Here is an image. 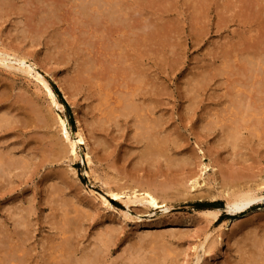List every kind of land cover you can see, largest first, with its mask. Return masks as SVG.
I'll return each mask as SVG.
<instances>
[{"label":"rangeland","instance_id":"obj_1","mask_svg":"<svg viewBox=\"0 0 264 264\" xmlns=\"http://www.w3.org/2000/svg\"><path fill=\"white\" fill-rule=\"evenodd\" d=\"M4 1L1 0L0 4H2V2H4V3L7 2L10 4L12 3L11 5H13V6L15 5L13 7L15 10L12 8L13 14L11 13V9H10V11H7V13L0 16L1 17L0 18L1 19L0 20V49H2V50L3 49L4 50L9 49L12 52H15L21 56L24 55L25 59L27 58L25 60V61H27L25 64H28L30 62L34 63L35 70L40 72L42 75H44V77L46 78V80L50 84L53 92L55 93L57 100L60 103H62L63 110L60 111L59 113L67 120V123H68V126H69L71 132H75V130H76V121H79L82 124V127L85 130L86 137L88 139L87 142H88L89 150H88V148L86 149L85 146L81 145L80 148L78 149V157L75 160H73L71 163H69L67 161V159H64L63 161H61V160L58 161L57 155L55 154V151L53 149L54 147L51 146L50 141H49V139H51L52 137L53 138L57 137L58 134L55 131L57 129H56L55 125H53L52 120H49L53 113H52L51 108L49 109L47 98L44 95V93L41 90H39L38 86L35 85V81L32 78H29L28 76L23 75V73L21 71L15 70L17 63L13 60V56H8L7 61H9L13 65V67L12 68L10 67V69H9V67H7L6 65H3L6 67H3V66L1 67V65H0V94H1L0 95L1 96L0 97L1 98L0 99V109H1L0 114L5 113V115H7L8 114L7 111L6 112H2V111L8 109L9 107H12V110L14 112L16 111V109L18 107L19 108L25 107V111L29 112L31 110V113L27 112L26 115H23V112H22L23 109H19V108L17 109V111L15 112V114H16L15 117L12 118L14 120H12V119L9 120L10 125H7L11 129L5 127V128L0 130V134H1V136H0V143H1L0 148L3 149V151H5V150L8 151V153L11 156H13L15 160L21 159V157H22L26 160H29L28 161L29 163L27 164V162H26L27 169L25 168V170H27V172H26L25 177L22 174H20V176L15 175L16 173L21 171V169L19 171L16 170V171H13L11 181L8 183V185L4 182H3V184L2 183L0 184V192H1V195H0V212H2V213H0V230H1L0 231V238H1L2 234L5 233V231H6V233L8 232V236H9V234L13 235V233L10 230H12L13 226L11 224H12L14 218H12L13 216H11L10 212L17 210L15 208L19 207L18 208L19 210L22 209L24 212L26 211L25 213L23 211H21V214H23V215L25 214V217H28V219L33 224L31 226L32 231L30 229V231H31L30 237L31 238L28 240V242H26L27 245L25 244V247L27 249L32 250L29 261H27V263L29 262L28 264H35V262L37 264H44L46 262L45 261L46 259H47V261H49V259H48V258H50L49 255L53 254V250L56 247H57L56 249H59L60 247L63 246V250L66 249V247L64 245H67V244H64L62 242L66 243L68 241H69L70 245L68 244L67 247L71 246V249L76 250L77 253L74 254V258L75 257L77 258L79 256L78 258H80L79 259L80 261L83 260L84 257H86V259H84L85 261L91 260L89 254H92V252H94L93 250H95V248L99 247L98 249L102 248L100 250L102 252H100L98 250V252L101 254L98 253L99 255L98 256L96 255L94 258L98 257L100 260L98 259V263H95V264H100V262H101V264H103V263L105 264L106 262H104V260L107 261V264H126V263L127 264H131V263L133 264V262L137 261V259H135L136 254H134L135 252H133V251H136V249L138 248V246H139L138 242L139 241H143V240L146 241V234H149L150 232H151L150 234H152V236L153 235L156 236V235H160V234L162 236H164L162 239H164L165 246L170 245L171 247H173V246L175 247L176 252H177L176 261L172 263L168 260V262H166V264H168V263H170V264H174V263L175 264H221V263L222 264H229V263L230 264H232V263L237 264L235 259H237V261H238L239 258L235 255H238L236 252V249H237L238 244H239L238 241L241 244V242L245 239L244 238L246 236L245 233H247L246 230L249 229L248 231H251V233H253V235H256L258 237L260 235L262 236V234L264 233L263 232L264 231L263 230L264 229V222H263L264 221V219H263L264 218V196H263V198H261V200L259 202H256L255 204H253L251 208H248L245 211H242L241 213L232 214V213H229L225 209L226 208V203H225L226 196L225 195H224V198L222 195L216 196L217 198H215L216 202L214 204H211L209 202V201H211V199L207 198V195L208 194L217 195L222 190L224 192L227 191L226 189H223L224 185H222L223 183H222L221 179L223 178V176L226 177L228 174L226 176H225V174L228 172H232V171L235 172V170L245 171L246 173L243 172L242 174L244 176L246 175L245 177L251 176L250 178L252 180L254 178L257 179V176H258V181H259V178H260V180H263V178H264L263 177V175H264V154H263L264 153V124H262L264 122L261 123L262 129H261L260 123L258 124V123H255L254 121L251 122L252 126H250V120H248L249 117L247 118L246 116H245V118H246V120H248L247 124H249V125H246V121H244V120H240L241 123L240 122L237 123V120L239 121L240 116H242L241 114L238 113L239 111H237V109L235 108L236 100H238L237 93H239V90H237V89L240 88V86H239V84H237L239 87L234 84V82L240 83L239 82L240 80L238 81L237 78H239V71H240V68H242V66H240V64L242 65V63L244 62L243 58L245 57L249 60V58L251 59L252 57H256V56H254V53L251 52L250 48L253 47V50H254V47L256 46L255 50L256 49L260 50V48L263 47L260 51H256L257 54H259V53L261 54L262 53L261 51L264 50V39H262V38H264V34H262V33H264V31H262L264 28V24H263L264 23V20H263L264 19V8H263L264 7V3H263L264 1H262V0H247V1L245 0L244 1L243 0V2H242V0H164L162 3L161 2L162 0L161 1L160 0H153V1L152 0H145L146 2H144V1L142 2V0H127V1L126 0H119V1L117 0L118 2L116 1V3L115 2L113 3V1H115V0H110L111 3H113L115 7L120 6L117 9L121 8L119 11L118 10L115 11V13L119 12V14L115 15V13H114L112 15V18H115V16L116 17L119 16V18H122V19H120V22L117 21V19L119 20L118 17L115 18L116 21L114 19H112V21L114 20V22L111 26V29L113 28L115 30L120 27V29H119L120 31H118V30L115 31L112 29L110 31V33L114 32L115 35L113 33L110 34L108 31V26H107V29H106V26L105 27L103 26V25L107 24L103 20L102 22L105 24H103L101 22V25H99L102 28H100V27L96 28L95 27L96 29H98V28H99V30L101 29V31L97 30L99 32H97V34H96L99 38L100 37L101 38L97 40V39H95L97 37L96 36V37H93V39L91 40L92 45L90 48H91L92 52H90L89 47L84 44V42L86 41V39H84V37L87 38L89 36L85 34V35H83L84 37H82V35H81L82 31H84L85 28L88 29L90 26H89V24H86V22H84V23L82 22L83 23L82 25L84 27L80 26L81 22L79 20L81 19V17L76 15V13H73V12H75V10H74V8H75L74 2L75 1L74 0H71L73 2L72 3L73 5H71V2H69L70 0H58L57 1L58 6L59 7L61 6V8L56 7V10H55V12H56L55 14H57V12H59L57 14V16L54 15L55 18H58V21H57V19L54 20L55 19L54 17L50 18V20H52L53 22L42 27V28H47V29H41L40 26L37 29L36 26H34L35 24L33 25V23H32L35 21V19L38 18V17H36L38 11L43 10L40 7L39 2L37 3L36 0H35V2L33 0H26V1L25 0H14V1L13 0H4ZM155 1H156V3H154ZM123 2H124V4H122ZM148 2H150L151 5ZM59 3H60V5H59ZM68 3H69L70 7L67 5ZM241 3H242V5H241ZM250 3L253 6H249V5H251ZM43 4H46V3L43 2L41 4V6ZM127 4H129V5H127ZM256 4H258V6H256ZM260 4H261V6H260ZM22 5H23V7H22ZM31 5H32V7H31ZM122 5L125 6L126 8L125 7L123 8ZM158 5H160L161 9H158L159 8ZM16 7H17V10L21 11V12L17 11L18 14L16 12ZM25 7H26V9H25ZM62 7H66V8L62 9ZM148 7H151V8H148ZM30 8H31V10H30ZM67 8H69L68 11H67ZM70 8L73 10H71ZM22 9H24V10H22ZM57 9H59V10H57ZM113 9H114V7H113ZM70 10L72 11V14H71ZM31 11H33V12H31ZM120 11L124 14L123 16L127 17V18L123 19V16L120 15V14H122ZM254 11H257L258 13L257 12L254 13ZM27 12H30V13H27ZM242 12H243V14L245 13V15H249L248 19L251 18L252 16L253 17L251 19L247 20V17L244 15L246 22H245V20L242 21L244 19L243 15L241 16ZM126 13H127V15H126ZM248 13H251V14H248ZM260 13H262L263 15H259ZM28 14H30V15H28ZM133 15H135V16L137 15L138 17L137 16L135 17ZM75 16L78 20L75 18ZM129 18H131V19H129ZM255 18H257V19H255ZM31 19L32 20L34 19V20L31 21ZM141 20H142V23H140ZM262 20H263V22H262ZM27 21H30L29 23L32 24V25L29 24L30 26L27 28L28 30L26 28H24V27L28 26ZM81 21H82V19H81ZM124 21H125V23H124ZM25 22H27V24H25ZM242 22L243 23L245 22L244 25H242ZM261 22H262V24H261ZM35 23H36V21H35ZM78 24L82 28L81 30H80V28H78V26H77ZM129 24L131 27L128 26ZM142 24H143V26L145 25L143 27L144 29H142ZM117 25H119V26H117ZM136 25L139 28L135 27ZM76 26H77V28H76ZM246 26H247V28H246ZM31 27H33L35 29H33V28L31 29ZM91 27H92V25H91ZM124 27L127 29H125ZM261 27H263V28H261ZM29 28L32 30L31 34H30ZM146 28H148V29H146ZM245 28H246V30H245ZM23 29L24 30L26 29V30L23 31ZM39 29H41V30H39ZM77 29H79V30H77ZM154 29H156L157 31ZM257 29L258 30L262 29V30H260L261 32H259L260 34L256 33ZM103 30L107 31V33H105V31H104V33L106 35H103ZM125 30L127 32V35H126ZM144 30H145V33H144ZM148 30H150L151 32H149ZM159 30H161L160 31L161 36H160V34H158ZM249 30H250V32L252 31L251 32L252 34L249 32ZM258 30H257V32H258ZM134 31H136V33H134ZM140 31H142V32H140ZM146 31L149 32L150 34L147 33ZM27 32H28V34H27ZM40 32H42V33H40ZM78 32L81 34H79ZM128 33L132 34L133 36L129 35ZM33 34L39 35V36L37 35V40H35L36 36H34ZM140 34H141V36H140ZM151 34H152V36H151ZM28 35H29V37H28ZM118 35L119 36L124 35V36L122 38V36L119 37ZM156 35L157 36L159 35L158 37L160 39H156V37H157ZM246 35H248L247 38L248 37H251V38H248V39L245 38ZM106 36H108V38H106ZM257 36H260V37L262 36L261 38L259 37L260 39L257 38L258 41L260 40L259 41L260 43H258V41L256 39ZM124 37H125L126 41H125ZM133 37H134V39H132ZM149 37L150 38L152 37V39H153V40L150 39L151 42L148 41ZM146 38H148V39L145 40ZM252 38H254V39L252 40ZM122 39H124V40H122ZM127 39H128V41H129V39L132 40V42L135 43L134 46L133 45L130 46L133 43L130 42V45H129ZM38 40H39V42H38ZM83 40H85V41H83ZM107 40H109L108 42H111V44L108 43V46L109 45L111 46L112 41L114 42L116 40L115 41L116 43L114 42L115 44L113 43V45L117 44L119 48L116 45V47H117L116 50L113 49V52H112V50L110 49L111 47L109 48L108 46L107 47L105 46L106 45L105 43H107ZM144 40H145V42L143 43ZM156 40L158 41V43ZM146 41H148L150 44H147ZM244 41H245V43H244ZM34 42H35V44H34ZM246 42L248 43L247 47H246ZM10 43H12V44H10ZM139 43H141V44H139ZM101 45L103 47H101ZM113 45H112V47H113ZM145 45H146V47H145ZM149 45H151V46L149 47ZM243 45H245V46H243ZM251 45H254V46H251ZM11 46L13 49L11 48ZM239 46H240V48H239ZM81 47H83L84 49H82ZM121 47H123V48H121ZM133 47H135V48H133ZM147 47H148V49H144ZM125 48H126V50L124 51ZM140 48L142 49V51ZM245 48H247L248 51L249 50L250 51L244 53V51L247 50ZM109 49L113 55L110 53ZM118 49H120L121 51ZM135 49H137V50H135ZM241 49L242 50L245 49V50L242 51ZM143 50H144V52H143ZM239 50H241V51H239ZM85 51H87V52H85ZM116 51H117L118 55H117ZM145 51H146V53H145ZM82 52L83 53L85 52L84 54H86V55H84ZM101 52L106 54V55H103ZM105 52H109L111 56L109 55V53H105ZM87 53H89L88 56H87ZM90 53L96 54V56L94 55L95 57L93 56L95 58L94 60H96L97 63L102 64V66H107L108 63L104 60V58L102 60H98V59H100L99 56L105 57L108 61V58L111 59V57H113L115 55V53L118 57H120L122 55L126 59L121 56L122 58L120 57V61H119V58H117V56H114L113 57L114 60L111 59V62L112 61L115 62V63H112V66L118 64L117 68L121 67L119 62H121L123 59L125 66L127 63L130 64L129 67H131V66L134 67V68L131 67V69H132V71H134V73L136 72L138 74H141V82H142L141 85H143V86L140 87V90H141L142 95H140L138 98L148 99V97H149V99H150L152 97H155L158 100H160V99L163 100V101H161V100L160 101L164 105L162 104L163 106L160 107V109H157V110L154 109V112L152 111L153 114L152 115L147 114V116H149L150 118H153V117H157L158 114L160 113L159 117L164 118V119H161L163 126H162V129L160 130L159 134H161L160 136H163L164 138H169V136H171L172 139L173 138L175 139V140H171V138H169V141H168L169 144H168V149H167L166 154L167 155L172 154V155H168V156L166 155V157L164 158V156H165V154H164L163 159L159 158L160 160H157L156 162L151 160L152 158H150L149 161L139 159V158H142L140 155H142V152L146 147L145 146L146 140L144 139L143 135H139V133H137V129L135 128V125H134L135 122H132V121H134L133 118L131 116H128V117H125V116L124 117H121V116L116 117L115 116V118H114L113 116H111L113 112H111V113H110V111L106 112V111L110 110L111 108L115 107L112 99L116 97V94H118V92H120V91H118V89L120 90V88H121V90H123V88L126 87V83L128 86L129 85L128 83H130V82L127 79L128 82L124 81L125 85L123 84V87H121L122 84H119L118 82H120V83H123V82H121V80L119 79L120 77H118L117 80L116 79L114 80V85L111 84L109 86V87H112V90H110V88H104V87L102 88V85L99 82H96L99 80V79L96 80L98 78V77L96 78V76L97 75L100 76V74L98 72L99 70L95 71V69L92 68V67L96 66V64H95L96 62L95 63L93 62L94 61L93 57L89 56ZM97 53H99V55ZM263 53H264V51H263ZM107 54L110 57L108 56V58H107L106 57ZM129 56H131V57L129 58ZM142 56H144V57H142ZM223 56H225V57H223ZM84 57L87 59V60L85 59V61H89V62L92 61L95 64L94 66L91 67L92 69L89 68L92 64H90V66H89V62L87 64H85L86 62H84ZM115 57H116V59H115ZM9 58H11L13 61ZM88 58H89V60H88ZM7 61H6V64H9ZM101 61L102 62L104 61V62L102 63ZM123 62H121V64ZM133 62H135V63H133ZM104 63H105V65H104ZM100 64H97L96 68L102 67V66H100ZM137 64L140 65V68H139V66H137ZM221 64L224 66V68L222 66H220ZM79 65H81V66H79ZM226 65L229 68H227ZM231 67H232V69H231ZM112 68L114 69V67H111V69ZM226 68H227V70H226ZM119 69L122 70V68H119ZM135 69H136V71H135ZM228 69H230V70H228ZM86 70H88L89 73ZM120 70H118V72ZM232 70H234V71H232ZM82 71H83V73H81ZM85 71L88 73V75L86 74ZM211 71H212V73H211ZM94 72L97 74H95ZM233 72H234V74H232ZM219 73L221 74V76ZM229 73H231L232 76L231 75L229 76ZM263 73H264V71H263ZM263 73H262V76H264ZM91 74H92L93 78H96V79L92 80L93 82L90 80ZM200 75L203 77H201ZM213 75H215V76H213ZM81 76H83V77H81ZM207 76L210 77V80L207 79ZM232 77H234V78H232ZM196 78H198L200 80L198 81V80H196ZM205 79H207V81ZM201 80H205L204 84H203V81L201 82ZM115 81H117V82H115ZM56 82H57V84H56ZM150 82H152V83H150ZM93 83H95V84H93ZM115 83H117V92L115 89V87H116ZM58 84H60L63 87V89L65 90V92L68 94L69 98L67 100L64 98V96H62V92H60V88H59L60 85H58ZM224 84H227L229 86V88L226 89L225 86H227V85H224ZM91 85H92V87H91ZM99 85H101V86H99ZM130 85H132V84H130ZM95 86H97L98 88ZM118 86H120V87L118 88ZM157 86L159 87V89ZM195 86L196 87L198 86L197 89ZM236 87H238V88H236ZM149 88H151V89H149ZM184 88H185V90H184ZM2 89L4 92L2 91ZM103 89H104V91H103ZM107 89H108V91H107ZM224 89H226V90H224ZM109 90L113 91L112 94ZM153 90H154V92H153ZM156 90L161 91V94H157V92H155ZM105 91L107 92V95H106ZM183 92H186V93H183ZM100 93H101L102 98L100 96H98V94L100 95ZM104 93H105V95H104ZM191 93H192V95H191ZM193 93H195V94H193ZM231 93H233L234 95H232ZM147 94H148V96H147ZM214 94H215V96H213ZM229 94L232 96L230 97ZM18 95L21 96L22 99L21 98L19 99ZM22 95L24 97L25 96L26 97L24 98ZM102 95L105 96V99ZM188 95H191V96H188ZM30 96H32V97H30ZM109 96L112 97V99H111V97L109 99L111 101L107 100L109 98ZM142 96H143V98H142ZM184 96H185V98H184ZM226 96L228 97V99L230 98L229 99L230 101L226 98ZM234 96L235 97L237 96V97L235 98ZM194 97H196V99ZM2 98H3V101L1 102ZM14 99H17V100L19 99V100L16 101ZM24 99H25V101H24ZM11 100H14L15 102L11 101ZM136 100H139V99H136ZM231 100H233V101L235 100V103ZM16 102H19V103H16ZM27 102L28 103L30 102V104H28ZM11 103L12 104L15 103L14 105L17 108L14 105H12ZM31 103L33 106L35 104L38 106V108H37V106L35 107V109H36L35 111L32 110V109H34L33 107L31 109V107H30ZM109 103L112 105V106L110 105L111 108H110V106H108L110 109L108 107L106 108V104L108 105ZM226 103H227V108L230 106L229 109L232 108L236 112L233 110H230V112H229L228 109L226 108V105H225ZM222 104L224 105V107ZM228 104H229V106H228ZM27 105L29 106V110H28ZM188 105H190V106L188 107ZM13 106L15 108H13ZM186 106H187V108H186ZM262 106H263V108L260 107V109H259V115H258L259 117H263L262 115L264 114V102H263ZM105 109H107V110H105ZM185 109H186V111H185ZM222 109H224V110L222 111ZM49 110H51V111H49ZM37 111H39V112H37ZM104 111L107 114V116H105L106 114L104 113ZM208 111H210V112H208ZM47 112H50V113H47ZM219 112L221 114H218ZM108 113H110V115ZM236 113L238 114V119H237V115H234ZM42 114H43V116H42ZM186 115H188V116H186ZM207 115L210 116L208 118V120L210 119L208 121L209 124L207 122V117H208ZM229 115H230V117H229ZM205 116H206V118H205ZM214 116H215V118H214ZM42 117H43V120L41 119ZM107 117H108V119H107ZM166 117H168V118H166ZM217 117H219V118H217ZM223 117H224V119H223ZM213 118L215 119V121L213 120ZM97 119H98V121H97ZM102 119H104V120H102ZM48 120H49V122H48ZM163 120H164V122H163ZM234 120L236 121V127L241 128V129L239 128V130H238L239 132L237 131V133H240L242 131L241 132L242 134H237L236 139H235V141L237 140L236 142L231 140L228 136H226V134L224 133L225 129H223V128H225V126L226 127H232L234 124L231 125L230 123L232 121L234 123L235 122ZM28 121H29V123H28ZM124 121H125V123H124ZM212 121H214L216 123V124H214L215 126L213 125L214 122L212 123ZM219 123H220V126L218 125ZM254 123H255V125H253ZM19 124H22L25 126H22ZM204 124H207L208 127L205 126ZM225 124H227V125H225ZM48 125H50V126H48ZM222 125H224V126H222ZM241 125H243V126L241 127ZM244 126L245 127L248 126V127L245 128ZM257 126L259 127L258 130L256 129V128H258ZM242 128H245L246 130L245 129L242 130ZM253 129H254V131H253ZM6 130L7 131L9 130V131L7 132ZM247 130H248V132L250 131V134H248ZM220 131H221V133H220ZM48 132H50L49 136H48ZM50 134H52V135H50ZM165 134H167L169 136L167 137ZM251 134H253V135H251ZM133 135L138 137L137 138L138 140ZM141 136H143V137H141ZM224 136H226V137L224 138ZM8 137H9V139H8ZM95 138L97 139V141ZM142 138L145 140V142H143L144 140ZM238 139H239V142H238ZM4 140H7V141H4ZM227 140H229L230 142H228ZM172 141H175V143ZM231 141L236 145H234ZM142 143H144V144H142ZM228 143H230V144H228ZM48 144L50 145V147ZM231 144H232V146H231ZM14 145H16V146H14ZM10 146H12V147H10ZM20 146H21V148H20ZM237 148L240 149L239 150L240 152H238ZM233 151L236 152L237 154L234 153ZM251 151L252 152L254 151V152L252 153ZM51 152H52V154H51ZM86 152L89 153L90 158H91V164H89V165L86 163V160H85V153ZM242 152L244 154V155L242 154L243 156H241ZM238 153H240V155ZM53 154H54V156L56 155V158L53 156ZM259 154H260V156H259ZM23 155H25V156H23ZM186 155H187V157L190 156L189 157V159L191 158L190 162H189V159L186 158ZM235 155H236V157H235ZM174 156L178 157V158L173 159ZM253 156H254V158H253ZM25 157H27V158H25ZM182 157H184V160ZM181 158L183 161H180ZM172 159H173V162H172ZM21 160H23V159H21ZM167 160H169V161L171 160L170 162H172V165H171V163L169 164V162ZM174 161L176 163H174ZM244 161H245V163H244ZM217 162H219V163H217ZM249 163H252V164L249 165ZM68 164H70V165H69V167H67L68 169H66L65 166H67ZM147 164L150 165V168H149V166H147ZM179 164H182V165L179 166ZM240 164L243 165V167L240 166ZM245 164L246 165L248 164L249 166L247 165V167H246ZM151 165H153V166L151 167ZM22 166H23V164H21L18 168H21ZM176 167H178V169ZM56 168H59V169L57 170ZM60 168H61V170H60ZM69 168H73L75 175H72L71 171H69L70 170ZM181 168H183L184 170ZM243 168H244V170H243ZM31 169H33V170H31ZM176 170H177V172H175ZM247 170H248V172H247ZM222 171H225V172H222ZM33 172H34V174H33ZM59 172H61L62 174H64V172H67L66 174L68 176H67V178H65V180H66L65 184L66 185L64 183L62 184L59 180L55 179L56 174H58ZM178 172H179V174L180 173L182 174V175L180 174L182 176V179H183L181 181H179L178 177H181V176L178 174ZM66 174H64V175H66ZM29 175H30V178L28 177ZM69 175H71L73 177V179H71V176H69ZM252 177H254V178H252ZM184 178H186V179H184ZM148 179H151L153 181V182L151 181V183L154 184V182H155V184L149 185V184H151V183H149L147 185V183L150 182V180H148ZM67 180H68V182H67ZM156 180H157V184H159L158 185L159 188L162 191H164V193H168V194L163 193V195H162L161 194L162 192L160 189L158 191H156L157 187H158L156 184ZM158 180H161V181H158ZM171 180H172V182H171ZM184 180L186 182H184ZM15 181H16V183L14 184V187H15L14 188L12 184ZM23 181H26V182H23ZM111 181H113V182H111ZM164 181L167 184H164L163 183ZM166 181H168V182H166ZM52 182H55V183L53 184ZM104 182H106V183L104 184ZM109 182H110V184H109ZM192 182H196V184L193 187H192ZM220 182H221V185H220ZM10 183H11V185H9ZM50 183L52 184V186L50 185ZM144 183H146V185H144ZM168 183L170 184V186L168 185ZM180 183H182V184H180ZM5 184H6V186H5ZM160 184H164V185H160ZM179 184L182 185V188ZM183 184H185L186 186L185 185L183 186ZM114 185H116L117 188ZM123 185H124V187H122ZM57 186H61V187H57ZM63 186H64V188H63ZM109 186L113 189L123 188V191L124 192L126 191L127 194L131 193V191H133V190H137L139 192V189H137V188H140V189H141V187L147 188L148 186L151 188L154 187L152 189L156 192V195H158V194L162 195V197L158 196L159 197L158 200L163 199V201L165 202V203L164 202L163 203L165 205L167 203L168 208L163 211L162 210L163 206L161 208L160 207L159 208H146L145 206L140 205V204L129 203L126 205V203H124L125 197H122V200H115V199H112L109 195H107L106 189ZM177 186L180 187V188H178V190L176 189ZM13 188H14V190H13ZM44 188H45V190H44ZM164 188H165V190H164ZM88 189H92L95 194H100V195H103L104 197H106L109 206H104V205L100 204L98 202V200H94L93 197L91 196V194H88L86 192V190H88ZM168 189L169 190L171 189L173 191L177 190L176 191L177 195L178 194L179 195L177 196L175 192L174 193L170 192ZM6 191H7V193H5ZM204 192H206L207 194H204ZM210 192H212V193H210ZM185 193H186V195H184ZM195 193H198V194L194 195ZM214 193H216V194H214ZM262 193H264V189L262 190ZM47 194H49V195H47ZM18 195H19V197H18ZM28 195H29V199H28ZM200 195H201V197H200ZM163 196L164 197L166 196L165 198H167V199H164ZM170 196H173V199H171L172 197H170ZM44 198H45V200H44ZM52 198H54V200ZM27 200H28V203H27ZM29 200H30V202H29ZM41 200L44 201V203ZM47 200H49L48 204L46 202ZM55 201L57 202L56 204L60 203L59 205H61V206L55 207V204L51 203V202L55 203ZM61 201L64 203H67V204L69 203L70 205H68V206L70 207L71 210L70 211L67 210L69 208H67V204H65L64 208H67V209L66 210L63 209V211H65V213L62 212V210H61L62 204L64 205V203H62ZM9 202H12V204ZM34 202H36V203H34ZM29 203H30V206H29ZM163 203H162V205H164ZM16 204L18 207H16ZM21 204H24V206L26 205V208ZM36 204H39V205H36ZM7 205H8V207H7ZM258 205L261 208L260 210L258 209ZM14 206H15V208H14ZM33 206H35V207H33ZM4 207L6 208V210H4V212H3L2 209H4ZM27 207L29 209H31V207H32V212ZM204 209H209V210L218 209L220 215L217 217V219L215 221H213V222L210 221V223H209L208 218L205 219L206 218L205 215H203L201 213V210H204ZM27 212H28V215H27ZM43 212H46V214L50 215V216L49 215L47 216L48 219H49V217H51V218L53 217L51 219V221L53 220L56 223V225L50 224V222H49L50 220L48 221L49 223L46 222L48 219L46 217V214ZM61 212H62V214L64 213L65 215H62ZM54 213H55V215H54ZM67 213L69 216L68 218H66ZM85 213H88L87 216L85 215ZM123 213H125V215H126L125 218L122 215ZM70 214L72 215V217ZM79 214H80V217L77 216ZM81 214H84V216H86V217L83 216L84 217L83 218L81 216ZM33 215H35V216H33ZM6 216L7 217L9 216V218H8L9 220H7ZM43 216H44V220H43ZM58 216H63L64 219L61 217H58ZM261 217H263V218H261ZM60 218L63 219V221H62L63 223L61 221H58V219L60 220ZM69 218H71V219L73 218L76 220L75 221L72 220L71 222H68V223H71L69 225L67 223V221H69ZM77 219L79 220V222ZM260 220H261V222H260ZM57 221L61 222L63 224V226L60 224L64 228L63 230H59L60 228L59 229L56 228V227L60 226V225H58L59 223H57ZM43 222H46V225ZM249 223H250V226H249ZM80 225L82 227V231L80 229L81 228ZM73 226L76 227V231H78L80 229L81 232L80 231L75 232L73 229L74 228ZM108 226H109V228H107ZM110 226H111V229H110ZM243 227L244 228L247 227L245 229V231L243 230L244 229ZM44 228H46L47 230ZM116 228H117L118 232L115 231ZM6 229H8V230H6ZM65 229H67V231L64 233L65 236L62 237L64 235L62 231H64ZM68 230H69V233L71 235L68 233ZM154 230H155V232H154ZM59 231L62 232V235H61V232L59 233ZM108 231L111 234V236H110L111 241L109 239L110 237L108 238V236L110 234H106V233H108ZM252 231H254V232H252ZM257 231H259L260 234ZM261 231H262V233H261ZM48 232L49 233L52 232V233H50L51 236L49 235ZM112 232H116L117 234L113 233V235H112ZM78 233H79V235L76 236V234H78ZM97 233H99V234H97ZM100 233L102 234L101 236L104 238L99 236ZM46 234L50 237L51 240H49L48 236L46 237ZM95 234L97 235L98 238L96 237ZM180 234H181V236H180ZM216 234H218V235L221 234V237L219 235V239H217L218 237ZM4 235H7V234H4ZM242 235H243V237H242ZM42 236L44 238L41 239ZM94 236H95V238H94ZM160 236H157V237L159 238ZM224 236H226L227 238L224 239ZM238 236L240 238H238ZM38 237H39V239H38ZM71 237L72 238L74 237V240ZM99 237H101V238H99ZM142 237H144V238H142ZM47 238H48V240H47ZM58 238H59V240H57ZM66 238H68V239L71 238V239H69V240L67 239V241H66ZM36 239H37V241H36ZM43 239L48 241V242L45 243ZM95 239H96V241L99 239H102L101 241L105 242L104 248L101 246L102 243H99V241H97V243H99L100 246H99V244L97 245V243L95 242ZM216 239H217V241H215ZM30 240H31V242H30ZM53 240H54V242H53ZM134 240L135 241L137 240L136 241L137 243ZM236 240H237V245H236V242L233 243ZM132 241H134L135 243ZM173 241H175V242H173ZM29 242L32 244H30ZM59 242H61L62 246H60L61 244H59ZM77 242H79V243L77 244ZM92 242H95V245H94L95 248L93 250H92V248H93L92 244H94V243H92ZM200 242H201V244H200ZM48 243H49V245L50 244L51 245L46 246ZM71 243H73V245ZM90 243H92V244H90ZM133 243H134V245H132ZM213 243H215V244H213ZM231 243H233V245ZM28 244H30L31 246ZM35 244H36V246H35ZM41 244H43V245L45 244V245L41 247ZM56 245H58V246H56ZM83 245H85V246H83ZM90 245H92L91 248H90ZM51 246L53 247L52 250H50L52 248ZM54 246H56V247H54ZM105 247H107L108 249L105 250ZM130 247H131V249H130ZM209 247H211V248L209 249ZM88 248H90V249L88 250ZM122 248H126V249H122ZM204 248L206 250H204ZM233 248L235 251L233 250ZM43 249H45V250H43ZM85 249H87L88 251ZM91 250H92V252H91ZM103 250H104V252H103ZM111 250H112V252H111ZM121 250L123 253L125 250V253L122 254ZM209 250H211V251H209ZM81 251H82V253L84 251V254H82L83 256L81 254H80L81 256L78 254V253H81ZM206 251H208V252H206ZM85 252H88L89 254L87 253L88 255H86ZM104 253L106 255H104ZM131 253H132V255H131ZM227 253H229V254H227ZM126 254H128L127 257H126ZM196 255H197V257H196ZM228 256H230L229 259H228ZM41 257H42V259H40ZM91 258H93L92 255H91ZM108 258H110V259H108ZM114 258H115V260H114ZM122 258H124V259H122ZM130 258L133 260L129 263ZM121 259L123 261L125 260L124 263ZM111 260H113L112 261L113 263H111ZM119 260H121L122 263ZM223 260H225V262ZM39 261H40V263H39ZM115 261H116V263H115ZM138 262L141 264H145V263H142L141 261H137V263ZM135 264H136V262H135Z\"/></svg>","mask_w":264,"mask_h":264},{"label":"bare ground","instance_id":"obj_2","mask_svg":"<svg viewBox=\"0 0 264 264\" xmlns=\"http://www.w3.org/2000/svg\"><path fill=\"white\" fill-rule=\"evenodd\" d=\"M1 1V0H0ZM4 1V0H3ZM14 1V0H13ZM26 1V0H25ZM34 2H35V0H33ZM49 1V2H48ZM36 0V2L38 3L39 2V4H40V7L43 9V10H39L38 11V13H37V16L36 17H38L37 19H35V21H36V23H35V21L34 22H32L33 23V25L34 26H36V28L38 29V27L40 26L41 27V29H47V28H42V27H44V26H46L47 24H49V23H51V22H53L52 20H50V18H52V17H54L55 18V16H57V14L59 13V12H57V14H55L56 12H55V10H56V7H59L58 6V0ZM75 2H74V10H75V12H73V13H76V15H78L79 17H81V19H82V21H81V19L79 20L80 22H81V25L80 26H83L82 24L84 23V22H86V24H89V28L87 29V28H85V30L84 31H82V34L81 33H79V34H81L82 35V37H84L83 35H88L89 37H87V38H85L84 37V39H86V41L85 40H83V41H85L84 42V44L85 45H87L88 47H89V50H90V52H92L91 51V45H92V42H91V40L93 39V37H96L97 35V32H99V31H101V29L99 30V28L98 29H96L97 27H100L99 25H101V22L104 20V22H106L107 24L106 25H103L104 27L106 26V29H107V26H108V31H109V33H110V31L113 29H111V26H112V24H113V22H114V20H115V18H119V16H115V18H112V15L115 13V11L116 10H120V9H117L118 7H120V6H117V7H115L114 6V2L116 3V1L117 0H115V1H113V3H111V1L110 0H74ZM77 1V2H76ZM119 1V0H118ZM117 1V2H118ZM127 1V0H126ZM146 2L145 0H142V2ZM153 1V0H152ZM161 1V0H160ZM163 1L164 0H162L161 2L163 3ZM245 1V0H244ZM247 1V0H246ZM262 1H264V0H262ZM261 1V2H262ZM5 2V1H4ZM4 2H2V4H0V16H2L3 14H5V13H7V11H10V9H11V13H12V8L15 6H13V5H11L10 3H4ZM41 2V3H40ZM43 2H45L46 4H43L42 6H41V4L43 3ZM48 2V3H47ZM69 2H71V5H73L72 3V1L70 0ZM158 2V1H157ZM242 2H243V0H242ZM254 2V1H253ZM252 2V3H253ZM257 2V1H256ZM4 3V4H3ZM28 3V2H27ZM32 3V2H31ZM66 3V2H65ZM121 3V2H120ZM149 4H150V2H148ZM154 3H156V1L154 2ZM259 3V2H258ZM264 3V2H263ZM18 4V3H17ZM16 4V5H17ZM30 4V3H29ZM122 4H124V2L122 3ZM245 4V3H244ZM251 4V3H250ZM254 4V3H253ZM59 5H60V3H59ZM68 6H69V3L67 4ZM127 5H129V4H127ZM151 5V4H150ZM241 5H242V3H241ZM249 5V4H248ZM27 6V5H26ZM30 6V5H29ZM64 6V5H63ZM123 6V5H122ZM121 6V7H122ZM249 6H253L252 4L251 5H249ZM256 6H258V4H256ZM260 6H261V4H260ZM22 7H23V5H22ZM31 7H32V5H31ZM38 7V6H37ZM67 7V6H66ZM66 7H62V9H64V8H66ZM70 7V6H69ZM113 7H114V9H113ZM125 6H123V8H124ZM128 7V6H127ZM152 7V6H151ZM151 7H148V8H151ZM158 9H161L160 8V5H158ZM263 7V6H262ZM29 8V7H28ZM34 8V7H33ZM36 8V7H35ZM39 8V7H38ZM59 8H61V6L59 7ZM72 8V7H71ZM70 8V9H71ZM126 8V7H125ZM164 8V7H163ZM264 8V7H263ZM14 9V8H13ZM20 9V8H19ZM25 9H26V7H25ZM68 9L69 8H67V11H68ZM15 10V9H14ZM22 10H24V9H22ZM30 10H31V8H30ZM35 10V9H34ZM38 10V9H37ZM57 10H59V9H57ZM71 10H73V9H71ZM70 10V11H71ZM114 10V11H113ZM123 10V9H122ZM121 10V11H122ZM248 10V9H247ZM258 10V9H257ZM21 12L20 10H17V7H16V12ZM120 11V12H121ZM124 11V10H123ZM18 12H17V14H18ZM31 12H33V11H31ZM130 12V11H129ZM247 12V11H246ZM257 11H254V13H256ZM27 13H30V12H27ZM35 13V14H36ZM117 13V12H116ZM115 13V15H118L119 14V12L116 14ZM122 13V12H121ZM258 13V12H257ZM13 14V13H12ZM71 14H72V11H71ZM247 14V13H246ZM248 14H251V13H248ZM28 15H30V14H28ZM55 15V16H54ZM120 15H124L123 13L122 14H120ZM126 15H127V13H126ZM132 15V14H131ZM243 15V18H244V15H245V13L243 14V12H242V14H241V16ZM253 15V14H252ZM257 15V14H256ZM255 15V16H256ZM259 15H263L262 13H260ZM133 16H135V15H133ZM137 16V15H136ZM135 16V17H136ZM246 17H247V20H249V19H251V18H249L248 19V17H249V15H245ZM5 17V16H4ZM35 17V18H36ZM74 17V16H73ZM114 17V16H113ZM138 17V16H137ZM258 17V16H257ZM260 17V16H259ZM263 17V16H262ZM1 18V17H0ZM32 18V17H31ZM34 18V17H33ZM53 18V19H54ZM75 18H76V16H75ZM125 18H127V17H124L123 16V19H125ZM3 19V18H2ZM57 19V21H58V18H55L54 20H56ZM77 19V18H76ZM112 19H114L113 21H112ZM120 19H122V18H119V20L117 19V21H119L120 22ZM129 19H131V18H129ZM133 19V18H132ZM135 19V18H134ZM255 19H257V18H255ZM1 20V19H0ZM34 20V19H33ZM32 19H31V21H33ZM78 20V19H77ZM128 20V19H127ZM245 20V22H246V19L244 18L242 21H244ZM254 20V19H253ZM264 20V19H263ZM263 20H262V22H263ZM56 21V22H57ZM76 21V20H75ZM74 21V22H75ZM116 21V20H115ZM28 22V26L27 27H24V28H28L30 25L29 24H31V23H29L30 21H27ZM27 22H25V24H27ZM83 22V23H82ZM140 22V21H139ZM244 22V23H245ZM262 22H261V24H262ZM55 23V22H54ZM103 23V22H102ZM123 23V22H122ZM124 23H125V21H124ZM140 23H142V20H141V22ZM244 23L242 22V25H244ZM258 23V22H257ZM103 24H105V23H103ZM120 24V23H119ZM127 24V23H126ZM125 24V25H126ZM137 24V23H136ZM260 24V25H261ZM264 24V23H263ZM32 25V24H31ZM91 25H92V27H91ZM138 25V24H137ZM135 26V27H138V26ZM78 26V28H80V30L82 29L80 26H79V24L77 25ZM77 26H76V28H77ZM117 26H119V25H117ZM128 26H130V24L128 25ZM141 26V25H140ZM145 26V25H144ZM143 24H142V29H144L143 27ZM84 27V26H83ZM96 27V28H95ZM131 27V26H130ZM33 27H31V29H32ZM100 28H102V27H100ZM125 28V27H124ZM139 28V27H138ZM141 28V27H140ZM246 28H247V26H246ZM246 28H245V30H246ZM250 28V27H249ZM261 28H263V27H261ZM25 29V30H26ZM30 29V28H29ZM30 29V34H31V32H32V30ZM33 29H35V28H33ZM41 29H39V30H41ZM120 29V27L118 28V29H116V30H118V31H120L119 30ZM125 29H127V28H125ZM146 29H148V28H146ZM145 29V30H146ZM244 29V28H243ZM252 29V28H251ZM24 29H23V31H25ZM28 30V29H27ZM77 30H79V29H77ZM97 30H99V31H97ZM113 30H115V29H113ZM115 30V31H116ZM130 30V29H129ZM145 30H144V33H145ZM154 30H156V29H154ZM253 30V29H252ZM255 30V29H254ZM258 30V29H257ZM257 30H256V33L257 34H260L259 32H261L260 30H262V29H260V30H258V32H257ZM22 31V32H23ZM104 31L105 30H103V35H106L105 33H107V31H105V33H104ZM143 31V30H142ZM142 31H140V32H142ZM149 32H151L150 30H148ZM157 31V30H156ZM160 31L161 30H159V32H158V34H160ZM262 31H264V28H263V30ZM29 32V31H28ZM28 32H27V34H28ZM36 32V31H35ZM125 32H126V30H125ZM138 32V31H137ZM147 32V31H146ZM149 32H147V33H149ZM154 32V31H153ZM241 32V31H240ZM249 32H250V30H249ZM252 32V31H251ZM250 32V33H251ZM37 33V32H36ZM40 33H42V32H40ZM45 33V32H44ZM77 33V34H78ZM108 33V34H109ZM113 34H114V32H112ZM112 33H110V34H112ZM134 33H136V31H134ZM255 33V34H256ZM90 34V35H89ZM121 34V33H120ZM129 34V33H128ZM150 34V33H149ZM252 34V33H251ZM262 34H264V33H262ZM34 36H36L35 38V40H37V35H35V34H33ZM115 35V34H114ZM126 35H127V32H126ZM125 35V36H126ZM129 35H132V34H129ZM135 35V34H134ZM148 35V34H147ZM39 36V35H38ZM72 36V35H71ZM77 36V35H76ZM100 36V35H99ZM119 36V35H118ZM120 36H122V38H123V36L124 35H120ZM119 36V37H120ZM133 36V35H132ZM137 36V35H136ZM140 36H141V34H140ZM150 36V35H149ZM151 36H152V34H151ZM154 36V35H153ZM157 36V35H156ZM159 36V35H158ZM157 36V37H158ZM160 36H161V34H160ZM247 36L248 35H246V37L245 38H247ZM28 37H29V35H28ZM103 37V36H102ZM110 37V36H109ZM156 37V39H160L159 37L157 38ZM260 36H257L256 37V39L258 38V39H260L259 38ZM33 38V37H32ZM31 38V39H32ZM81 38V37H80ZM101 38V37H100ZM98 36L95 38V39H100ZM106 38H108V36H106ZM113 38V37H112ZM127 38V37H126ZM137 38V37H136ZM140 38V37H139ZM248 38H251V37H248ZM247 38V39H248ZM30 39V38H29ZM78 39V38H77ZM103 39V38H102ZM110 39V38H109ZM115 39V38H114ZM124 39H125V37H124ZM124 39H122V40H124ZM132 39H134V37L132 38ZM148 38H146L145 40H147ZM150 39L151 40H153L152 39V37L150 38L149 37V39H148V41L149 42H151L150 41ZM244 39V38H243ZM254 38H252V40H253ZM258 39H257V41H258ZM262 39H264V38H262ZM33 40V39H32ZM81 40V39H80ZM142 40V39H141ZM145 40L143 41V43L145 42ZM245 40V39H244ZM251 40V41H252ZM90 41V42H89ZM105 41V40H104ZM109 40H107V43H105L106 45V47L108 46V43L109 44H111V42H108ZM116 41V40H115ZM114 41V42H115ZM120 41V40H119ZM125 41H126V39H125ZM127 41H128V39H127ZM148 41H146L147 42V44H150ZM157 41V40H156ZM241 41V40H240ZM250 41V40H249ZM260 41V40H259ZM258 41V43H260ZM263 41V40H262ZM38 42H39V40H38ZM89 42V43H88ZM106 42V41H105ZM113 41H112V45H113V43H114ZM130 42L131 43H133V44H131L130 45ZM13 43V42H12ZM12 43H10V44H12ZM116 43V42H115ZM114 43V44H115ZM128 43H129V45L130 46H134V42H132V40H130L129 39V41H128ZM142 43V42H141ZM141 43H139V44H141ZM157 43H158V41H157ZM244 43H245V41H244ZM17 44V43H16ZM34 44H35V42H34ZM71 44V43H70ZM81 44V43H80ZM146 44V45H147ZM254 44V43H253ZM15 45V44H14ZM73 45V44H72ZM112 45L110 46H108L111 50H112V52H113V49H115L116 50V48L118 47V45H117V47H116V45H113V47H112ZM146 45H145V47H146ZM247 45H248V43L246 42V47H247ZM255 45V44H254ZM254 45H251V46H254ZM3 46V45H2ZM5 46V45H4ZM9 46V45H8ZM129 46V47H130ZM143 46V45H142ZM151 45H149V47H150ZM243 46H245V45H243ZM242 46V47H243ZM259 46V45H258ZM261 46V45H260ZM101 47H103L102 45H101ZM256 47V46H255ZM255 47H254V50H253V47L252 48H250L251 49V52H253L254 53V56H256V57H252L251 59L249 58V60L247 59V58H243V60H244V62L242 63V65L240 64V66H242V68H240V71H239V78H237V80L240 82V83H235L234 82V84L236 85V86H238L237 84H239V86H240V88H238V87H236V88H238L237 90H239V93H237V96H238V100H236V104H235V108L237 109V111H239L238 113L239 114H241L242 116H240V118H239V121L237 120L238 119V114L236 113V114H234V115H237V123L238 122H240V120H244V121H246V125H249V124H247L248 122V120H250V126H252V124H251V122L252 121H254L255 123H260V126H261V123L262 122H264V114L262 115L263 117H259L258 115H259V109H260V107H262L263 108V106H262V104H263V102H264V76H262V73H263V71H264V53H263V51L264 50H262L261 52V54L259 55V54H257L256 53V51H260L262 48H260V50L259 49H256L255 50ZM11 48H12V46H11ZM74 48V47H73ZM80 48V47H79ZM78 48V49H79ZM82 49H84L83 47H81ZM87 48V47H86ZM119 48V47H118ZM121 48H123V47H121ZM133 48H135V47H133ZM139 48V47H138ZM143 48V47H142ZM239 48H240V46H239ZM13 49V48H12ZM104 49V48H103ZM108 49V48H107ZM110 49H109V51H110ZM141 49V48H140ZM144 49H148V47L147 48H144ZM245 49H247V48H245ZM245 49H241L242 51H244ZM18 50V49H17ZM118 50H120V49H118ZM126 50V48L124 49V51ZM132 50V49H131ZM135 50H137V49H135ZM241 50H239V51H241ZM20 51V50H19ZM74 51V50H73ZM80 51V50H79ZM104 51V50H103ZM121 51V50H120ZM140 51V50H139ZM141 51H142V49H141ZM250 51V50H249ZM248 51V49L247 50H245L244 51V53L245 52H249ZM17 52V51H16ZM85 52H87V51H85ZM84 52V53H85ZM127 52V51H126ZM137 52V51H136ZM143 52H144V50H143ZM77 53V52H76ZM83 53V52H82ZM83 53V54H84ZM102 53V52H101ZM100 53V54H101ZM105 53H109V52H105ZM110 53H111V51H110ZM110 53H109V55H110ZM116 53H117V51H116ZM116 53H115V55L114 56H117L118 55V53H117V55H116ZM138 53V52H137ZM145 53H146V51H145ZM27 54V53H26ZM82 54V55H83ZM88 54L89 53H87V56H88ZM98 55H99V53H97ZM103 55H106V54H104V53H102ZM112 54V53H111ZM136 54V53H135ZM30 55V54H29ZM84 55H86V54H84ZM96 56V54H91L90 53V57H93V56ZM108 54H107V58H108V56H109ZM113 55V54H112ZM120 55V54H119ZM233 55V54H232ZM245 55V54H244ZM248 55V54H247ZM253 55V54H252ZM259 55V56H258ZM8 56H13V60L17 63V66H16V69L15 70H18V71H21L22 73H23V75H25V76H28L29 78H32L34 81H35V85H37L38 86V88H39V90H41L43 93H44V95L46 96V98H47V101H48V105H49V109L51 108V110H52V115H51V118L49 119V120H52V123H53V125H55V127H56V129L57 130H55L56 132H57V137H52L51 139H49V141H50V144H51V146L52 147H54L53 149H54V151H55V154L57 155V159H58V161L59 160H61V161H63L64 159H67V161L69 162V163H71L73 160H75L77 157H78V149L80 148V146L81 145H83V146H85L86 147V149L88 148V142H87V137H86V134H85V130L83 129V127H82V124L79 122V121H76V130H75V132H71V130H70V128H69V126H68V123H67V120L59 113L60 111H62L63 110V105H62V103H60L58 100H57V98H56V95H55V93L53 92V90H52V88H51V86H50V84L48 83V81L46 80V78L44 77V75H42L40 72H38V71H36L35 70V68H34V63H28V64H25L27 61H25L26 59H25V56L23 55V56H21V55H19V54H17V53H15V52H12L11 50H9V49H7V50H2V49H0V65H1V67L3 66V65H6L7 67H9V69H10V67L12 68L13 67V65L9 62V61H7L8 60ZM27 56V55H26ZM94 56V57H95ZM111 56V55H110ZM109 56V57H110ZM113 56V57H114ZM122 56V55H121ZM120 56V57H121ZM93 57V60L95 59ZM102 57V58H101ZM113 57H111V59H113ZM120 57H118L117 56V58H119V61H120ZM123 57V56H122ZM121 57V58H122ZM131 56H129V58H130ZM133 57V56H132ZM142 57H144V56H142ZM141 57V58H142ZM223 57H225V56H223ZM99 58L100 59H98V60H102L103 58H104V60L108 63V65L107 66H102V64H100V63H97L96 62V60H94L93 62L96 64V66H97V64H100V66H102V67H98V68H96V66H94L95 64L92 62V61H85V57H84V62H86L85 64H87L88 62H89V66H90V64H92L89 68H91L92 66H94V67H92V68H94L95 69V71H98L99 72V74H100V76H96V78H93L92 77V74H91V77H90V80L92 81L93 79H96V80H98V81H96V82H99L101 85H102V88L104 87V88H110V90H112V87H109L111 84H113L114 85V80L116 79L117 80V78L118 77H120L119 79L121 80V82H123V83H120V82H118L119 84H122L121 85V87H123V84L127 81V79H128V81L130 82V83H128L129 85L130 84H132V85H128L127 86V83H126V87L125 88H123V90H121V88H120V90L118 89V91H120V92H118V94H116V97L115 98H113L112 99V97L111 96H109V98L107 99L108 101H111V100H109L110 99V97H111V99H112V101H113V104H114V108H111V104L109 103L108 105L106 104V108L108 107V106H110V110H108V111H106V112H109L110 111V113L111 112H113L112 113V115L111 116H113L114 118H115V116L116 117H119V116H121V117H128V116H131L132 118H133V120L134 121H132V122H135V128L137 129V133H139V135H143L144 136V139L146 140V147H145V149L143 150V152H142V155H140L142 158H139V159H142V160H148L149 161V159L150 158H152L151 160H153V161H157V160H160L159 158H162L163 159V155L165 154V156H164V158L166 157V152H167V149H168V141H169V138H171V136H169V135H167V134H165L167 137L169 136V138H164L163 136H160L161 134H159L160 133V130L162 129V126H163V123L161 122L162 120L161 119H164L163 117H159L160 116V113L158 114V116L157 117H153V118H150L149 116H147V114H153L152 113V111L154 112V109L155 110H157V109H160V107H162L164 104L161 102V101H163V100H158L157 98H155V97H152V98H150L149 99V97H148V99H145V98H143V96H142V98L143 99H140V98H138L140 95H142L141 94V90H140V87H142L143 85H141V74H138V73H134V71H132V69H131V67H133V66H131V67H129L130 66V64H128L127 62V64H126V66L124 65V62H123V59H122V61L121 62H123L122 64H121V62H119V64H120V66L121 67H119V68H122V70H120L119 68H117V65L118 64H116V65H114V66H112V63H115V62H111V59H109L108 58V61H107V59L105 58V57H103V56H99ZM123 58H125V57H123ZM128 58V59H129ZM222 58V57H221ZM220 58V59H221ZM9 59H11V58H9ZM115 59H116V57H115ZM126 59V58H125ZM124 59V60H125ZM127 59V60H128ZM139 59V58H138ZM224 59V58H223ZM12 60V59H11ZM12 60V61H13ZM87 60V59H86ZM88 60H89V58H88ZM114 60V59H113ZM6 61L9 63V64H6ZM126 61V60H125ZM129 61V60H128ZM139 61V60H138ZM226 61V60H225ZM92 62V63H91ZM102 62V61H101ZM104 62V61H103ZM102 62V63H103ZM136 62V61H135ZM135 62H133V63H135ZM238 62V61H237ZM236 62V63H237ZM106 63V64H107ZM118 63V62H117ZM137 63V62H136ZM140 63V62H139ZM138 63V64H139ZM142 63V62H141ZM240 63V62H239ZM11 64V65H10ZM14 64V63H13ZM137 64V66H139V68H140V65H138ZM143 64V63H142ZM104 65H105V63H104ZM230 65V64H229ZM232 65V64H231ZM6 66H3V67H6ZM79 66H81V65H79ZM220 66H222L223 68H224V66L221 64ZM84 67V66H83ZM86 67V66H85ZM111 67H114V69L112 68L111 69ZM125 67V68H124ZM226 67L227 68H229L227 65H226ZM87 68V67H86ZM91 68V69H92ZM103 68V69H102ZM134 68V67H133ZM138 68V67H137ZM142 68V67H141ZM227 68H226V70H227ZM263 68V69H262ZM231 69H232V67H231ZM234 69V68H233ZM117 70V71H116ZM118 70H120L119 72H118ZM228 70H230V69H228ZM87 72H88V70H86ZM85 71V72H86ZM92 71V70H91ZM90 71V72H91ZM101 71V72H100ZM135 71H136V69H135ZM138 71V70H137ZM141 71V70H140ZM214 71V70H213ZM232 71H234V70H232ZM231 71V72H232ZM86 72V74L88 75V73ZM104 72V73H103ZM145 72V71H144ZM208 72V71H207ZM81 73H83V71L81 72ZM95 73V72H94ZM211 73H212V71H211ZM223 73V72H222ZM95 74H97V73H95ZM147 74V73H146ZM209 74V73H208ZM207 74V75H208ZM220 74V73H219ZM224 74V73H223ZM222 74V75H223ZM232 74H234V72L232 73ZM264 74V73H263ZM82 75V74H81ZM85 75V74H84ZM90 75V74H89ZM231 75V73H229V76ZM95 76V75H94ZM201 76V75H200ZM199 76V77H200ZM213 76H215V75H213ZM212 76V77H213ZM220 76H221V74H220ZM232 76V75H231ZM27 77V78H28ZM81 77H83V76H81ZM198 77V78H199ZM201 77H203V76H201ZM209 76H207V79H209L210 80V77L208 78ZM85 78V77H84ZM92 78V79H91ZM198 78H196V80H200V79H198ZM232 78H234V77H232ZM2 79V78H1ZM118 79V80H119ZM207 79H205L206 81H207ZM231 79V78H230ZM3 80V79H2ZM84 80V79H83ZM87 80V79H86ZM145 80V79H144ZM205 80H201V82L203 81V84H204V81ZM216 80V79H215ZM234 80V79H233ZM236 80V81H237ZM88 81V80H87ZM125 81V82H124ZM127 81V82H128ZM225 81V80H224ZM228 81V80H227ZM89 82V81H88ZM93 82V81H92ZM95 82V83H96ZM115 82H117V81H115ZM147 82V81H146ZM193 82V81H192ZM214 82V81H213ZM3 83V82H2ZM10 83V82H9ZM95 83H93V84H95ZM98 83V84H99ZM150 83H152V82H150ZM207 83V82H206ZM221 83V82H220ZM56 84H57V82H56ZM97 84V83H96ZM233 84V85H234ZM12 85V84H11ZM58 85H60V84H58ZM57 85V86H58ZM101 85H99V86H101ZM125 85V84H124ZM154 85V84H153ZM220 85V84H219ZM224 85H227V84H224ZM108 86V87H107ZM115 89H116V92H117V83H115ZM146 86V85H145ZM144 86V87H145ZM9 87V86H8ZM91 87H92V85H91ZM95 87H97V86H95ZM114 87V86H113ZM120 86H118V88H119ZM130 87V88H129ZM158 87V86H157ZM196 87V86H195ZM198 87V86H197ZM197 87H196V89H197ZM235 87V86H234ZM60 92H62V96H64V98L67 100L68 98H69V96H68V94L65 92V90L63 89V87L60 85ZM98 88V87H97ZM101 88V87H100ZM156 88V87H155ZM190 88V87H189ZM225 88L226 89H228L229 88V86L227 85V86H225ZM94 89V88H93ZM114 89V90H115ZM126 89V90H125ZM146 89V88H145ZM149 89H151V88H149ZM154 89V88H153ZM157 89V88H156ZM158 89H159V87H158ZM226 89H224V90H226ZM5 90V89H4ZM99 90V89H98ZM109 90V91H110ZM155 90V89H154ZM154 90H153V92H154ZM184 90H185V88H184ZM193 90V89H192ZM191 90V91H192ZM199 90V89H198ZM2 91H3V89H2ZM101 91V90H100ZM103 91H104V89H103ZM107 91H108V89H107ZM4 92V91H3ZM102 92V91H101ZM111 92V94H112V92L113 91H110ZM149 92V91H148ZM147 92V93H148ZM152 92V91H151ZM155 92H157V94H161V91H155ZM105 93H106V95H107V92L105 91ZM105 93H104V95H105ZM150 93V92H149ZM163 93V92H162ZM183 93H186V92H183ZM224 93V92H223ZM228 93V92H227ZM103 94V93H102ZM153 94V93H152ZM164 94V93H163ZM193 94H195V93H193ZM225 94V93H224ZM232 95H234L233 93H231ZM1 95V94H0ZM5 95V94H4ZM10 95V94H9ZM104 95H102L103 97H104V99H105V96ZM114 95V94H113ZM187 95V94H186ZM191 95H192V93H191ZM191 95H188V96H191ZM197 95V94H196ZM226 95V94H225ZM230 95V94H229ZM232 95H230V97L232 96ZM19 96V95H18ZM23 96V95H22ZM98 96H100L101 97V93H100V95L98 94ZM115 96V95H114ZM113 96V97H114ZM147 96H148V94H147ZM187 96V97H188ZM213 96H215V94L213 95ZM236 96V97H237ZM1 97V96H0ZM4 97V96H3ZM9 97V96H8ZM17 97V96H16ZM15 97V98H16ZM24 97V96H23ZM26 97V96H25ZM24 97V98H25ZM28 97V96H27ZM30 97H32V96H30ZM157 97V96H156ZM198 97V96H197ZM219 97V96H218ZM235 97V96H234ZM235 97V98H236ZM19 99L21 98V96H19L18 97ZM29 98V97H28ZM27 98V99H28ZM102 98V97H101ZM184 98H185V96H184ZM195 99H196V97H194ZM199 98V97H198ZM213 98V97H212ZM226 98L228 99V97L226 96ZM1 99V98H0ZM8 99V98H7ZM18 99V100H19ZM22 99V98H21ZM31 99V98H30ZM136 99H139V100H136ZM190 99V98H189ZM230 99V98H229ZM228 99V100H229ZM9 100V99H8ZM14 100H16V101H18L17 99H14ZM14 100H11V101H14ZM186 100V99H185ZM198 100V99H197ZM3 101V98H2V100H1V102ZM5 101V100H4ZM24 101H25V99H24ZM34 101V100H33ZM107 101V102H108ZM188 101V100H187ZM186 101V102H187ZM230 101V100H229ZM231 101H233V100H231ZM15 102V101H14ZM36 102V101H35ZM189 102V101H188ZM234 103H235V100L233 101ZM16 103H19V102H16ZM28 103V102H27ZM106 103V102H105ZM112 103V102H111ZM192 103V102H191ZM218 103V102H217ZM8 104V103H7ZM12 104V103H11ZM15 104V103H14ZM14 104H12V105H14ZM28 104H30V102L28 103ZM163 104V105H162ZM190 104V103H189ZM224 104V103H223ZM222 104V105H223ZM10 105V104H9ZM19 105V104H18ZM191 105V104H190ZM190 105H188V107L190 106ZM218 105V104H217ZM226 105V108H227V103L225 104ZM15 106V105H14ZM13 106V108H15ZM20 106V105H19ZM37 105L35 104L34 106L32 105V103H31V109H32V107L34 108V109H32V110H36L35 109V107H36ZM228 106H229V104H228ZM6 107V106H5ZM27 107H28V110H29V106L27 105ZM192 107V106H191ZM223 107H224V105H223ZM17 108V107H16ZM19 108V107H18ZM17 108V109H18ZM37 108H38V106H37ZM186 108H187V106H186ZM195 108V107H194ZM230 108V106L227 108L228 109V111L230 112V110H233L232 108L231 109H229ZM261 108V109H262ZM3 109V108H2ZM17 109H16V111H17ZM19 109H23V115H26V113L28 112V111H25V107H20ZM190 109V108H189ZM215 109V108H214ZM221 109V108H220ZM51 110H49V111H51ZM104 110V109H103ZM102 110V111H103ZM105 110H107V109H105ZM163 110V109H162ZM224 109H222V111H223ZM0 111H1V109H0ZM7 111V115H5V113H1L0 114V130L1 129H3V128H9V129H11L10 127H8L7 125H10V121L9 120H11L12 118H14L15 117V112L12 110V107H9L8 109H6V110H3L2 112H6ZM14 113H13V112ZM40 111V110H39ZM39 111H37V112H39ZM185 111H186V109H185ZM218 111V110H217ZM220 111V110H219ZM227 111V112H228ZM233 111H235V110H233ZM19 112V111H18ZM30 113H31V110L29 111ZM28 112V113H29ZM116 112V113H115ZM157 112V111H156ZM160 112V111H159ZM164 112V111H163ZM208 112H210V111H208ZM214 112V111H213ZM225 112V111H224ZM236 112V111H235ZM42 113V112H41ZM47 113H50V112H47ZM104 113H105V111H104ZM110 113H108L109 115H110ZM158 113V112H157ZM187 113V112H186ZM217 113V112H216ZM106 114V113H105ZM114 114V115H113ZM188 114V113H187ZM192 114V113H191ZM206 114V113H205ZM210 114V113H209ZM218 114H221L220 112L218 113ZM118 115V116H117ZM157 115V114H156ZM163 115V114H162ZM217 115V114H216ZM39 116V115H38ZM42 116H43V114H42ZM105 116H107V114L105 115ZM165 116V115H164ZM186 116H188V115H186ZM208 116V115H207ZM245 116L248 118L249 117V119L248 120H246V118H245ZM41 117V116H40ZM45 117V116H44ZM101 117V116H100ZM103 117V116H102ZM169 117V116H168ZM168 117H166V118H168ZM210 116H208L207 117V122L210 120H208V118H209ZM225 117V116H224ZM224 117H223V119H224ZM229 117H230V115H229ZM17 118V117H16ZM205 118H206V116H205ZM214 118H215V116H214ZM213 118V120L215 121V119ZM217 118H219V117H217ZM23 119V118H22ZM36 119V118H35ZM34 119V120H35ZM42 120H43V117L41 118ZM48 119V118H47ZM101 119V118H100ZM107 119H108V117H107ZM212 119V118H211ZM222 119V120H223ZM12 120H14V119H12ZM49 120H48V122H49ZM102 120H104V119H102ZM132 120V119H131ZM168 120V119H167ZM230 120V119H229ZM25 121V120H24ZM97 121H98V119H97ZM130 121V120H129ZM206 121V120H205ZM214 121H212V123L214 122ZM218 121V120H217ZM224 121V120H223ZM228 121V120H227ZM231 121V120H230ZM229 121V122H230ZM235 121V120H234ZM14 122V121H13ZM26 122V121H25ZM104 122V121H103ZM163 122H164V120H163ZM206 122V123H207ZM211 122V121H210ZM221 122V121H220ZM28 123H29V121H28ZM101 123V122H100ZM106 123V122H105ZM124 123H125V121H124ZM167 123V122H166ZM241 123V122H240ZM243 123V122H242ZM255 123L253 124V125H255ZM208 124H209V122H208ZM211 124V123H210ZM214 124H216L215 122L213 123V125ZM224 124V123H223ZM231 125H233L232 127H226L225 126V128H223V129H225V134H226V136H228L231 140H233V141H235V139H236V136H237V134H242L241 132L240 133H237V131L239 130V128H237L236 127V121L233 123V121L230 123ZM244 124V123H243ZM262 124H264V123H262ZM18 125V124H17ZM19 125H22V124H19ZM133 125V124H132ZM205 126H207V124H204ZM212 125V124H211ZM219 126H220V123L218 124ZM225 125H227V124H225ZM22 126H25V125H22ZM48 126H50V125H48ZM101 126V125H100ZM165 126V125H164ZM204 126V127H205ZM210 126V125H209ZM215 126V125H214ZM222 126H224V125H222ZM230 126V125H229ZM243 125H241V127H242ZM45 127V126H44ZM208 127V126H207ZM245 127V126H244ZM248 127V126H247ZM247 127H245V128H247ZM258 127V126H257ZM134 128V127H133ZM214 128V127H213ZM245 128H242V130L243 129H245ZM241 129V128H240ZM257 130L259 129V127L258 128H256ZM261 129H262V126H261ZM14 130V129H13ZM165 130V129H164ZM211 130V129H210ZM246 130V129H245ZM7 131V130H6ZM9 131V130H8ZM7 131V132H8ZM49 131V130H48ZM139 131V132H138ZM253 131H254V129H253ZM252 131V132H253ZM3 132V131H2ZM134 132V131H133ZM239 132V131H238ZM247 132H248V130H247ZM49 133L50 132H48V136H49ZM53 133V132H52ZM135 133V132H134ZM133 133V134H134ZM220 133H221V131H220ZM223 133V132H222ZM248 134H250V131L248 132ZM254 134V133H253ZM253 134H251V135H253ZM50 135H52V134H50ZM54 135V134H53ZM164 135V136H165ZM0 136H1V134H0ZM42 136V135H41ZM134 136V135H133ZM143 136H141V137H143ZM226 136H224V138L226 137ZM250 136V135H249ZM134 137H136V136H134ZM223 137V136H222ZM138 137H136V139H137ZM8 139H9V137H8ZM96 139V138H95ZM143 139V138H142ZM143 139V140H144ZM168 139V140H167ZM240 139V138H239ZM239 139H238V142H239ZM3 140V139H2ZM48 140V139H47ZM138 140V139H137ZM145 140L143 141V142H145ZM171 140H175L174 138L172 139L171 138ZM225 140V139H224ZM4 141H7V140H4ZM96 141H97V139H96ZM228 142H230L229 140H227ZM237 141V140H236ZM235 141V142H236ZM242 141V140H241ZM16 142V141H15ZM141 142V141H140ZM172 142H174L175 143V141H172ZM232 142V141H231ZM237 142V143H238ZM4 143V142H3ZM23 143V142H22ZM97 143V142H96ZM101 143V142H100ZM171 143V142H170ZM177 143V142H176ZM233 143V142H232ZM1 144V143H0ZM12 144V143H11ZM24 144V143H23ZM142 144H144V143H142ZM228 144H230V143H228ZM234 144V143H233ZM18 145V144H17ZM49 145V144H48ZM234 145H236V144H234ZM233 145V146H234ZM238 145V144H237ZM14 146H16V145H14ZM22 146V145H21ZM21 146H20V148H21ZM170 146V145H169ZM231 146H232V144H231ZM10 147H12V146H10ZM49 147H50V145H49ZM9 148V147H8ZM17 148V147H16ZM15 149V148H14ZM48 149V148H47ZM238 149V148H237ZM22 150V149H21ZM49 150V149H48ZM88 150H89V148H88ZM177 150V149H176ZM240 149H238V152H240L239 151ZM237 151V150H236ZM234 152V151H233ZM232 152V153H233ZM252 152V151H251ZM250 152V153H251ZM254 152V151H253ZM252 152V153H253ZM234 153H236V152H234ZM23 154V153H22ZM51 154H52V152H51ZM237 154V153H236ZM239 155H240V153H238ZM243 154V152L241 153V156H243L242 155ZM261 154V153H260ZM260 154H259V156H260ZM264 154V153H263ZM16 155V154H15ZM19 155V154H18ZM17 155V156H18ZM56 155L54 156V154H53V156L56 158ZM138 155V156H139ZM168 155H172V154H168ZM167 155V156H168ZM262 155V154H261ZM23 156H25V155H23ZM177 156V155H176ZM184 156V155H183ZM190 157V156H189ZM189 157H187V155H186V158H188L189 159ZM235 157H236V155H235ZM25 158H27V157H25ZM54 158V159H55ZM172 158V157H171ZM176 158H178V157H173V159H176ZM183 158V160H184V157H182ZM182 158L180 159V161H183L182 160ZM240 158V157H239ZM253 158H254V156H253ZM21 159H23V160H21ZM21 159H17V160H15L14 159V157L13 156H11L9 153H8V151H3V149H1L0 148V184L2 183L3 184V182L4 183H6L7 185H8V183L11 181V178H12V175H13V171H16V170H20L21 169V171L20 172H18V173H16L15 175H19L20 176V174H22L24 177H25V175H26V172H27V170H25V168L27 169V165H26V162H27V164L29 163L28 161L29 160H26V159H24V158H22L21 157ZM170 159V158H169ZM173 159H172V162H173ZM191 159V158H190ZM190 159H189V162H190ZM85 160H86V163L89 165V164H91V158H90V155H89V153L88 152H86L85 153ZM33 161V160H32ZM57 161V160H56ZM55 161V162H56ZM152 161V162H153ZM168 162H169V164L171 163V165H172V162H170L169 160H167ZM186 161V160H185ZM188 161V160H187ZM217 161V160H216ZM239 161V160H238ZM241 161V160H240ZM188 162V163H189ZM254 162V161H253ZM34 163V162H33ZM54 163V162H53ZM149 163V162H148ZM151 163V162H150ZM174 163H176L175 161H174ZM173 163V164H174ZM178 163V162H177ZM181 163V162H180ZM217 163H219V162H217ZM239 163V162H238ZM244 163H245V161H244ZM248 163V162H247ZM255 163V162H254ZM21 164H23V166L21 167V168H18ZM250 164H252V163H249V165ZM69 165L70 164H68L67 166H65V168L66 169H68L67 167H69ZM159 165V164H158ZM157 165V166H158ZM175 165V164H174ZM180 165H182V164H179V166ZM233 165V164H232ZM246 165V164H245ZM244 165V166H245ZM248 165V164H247ZM247 165H246V167H247ZM248 165V166H249ZM31 166V165H30ZM147 166H149V168H150V165H148L147 164ZM153 165H151V167H152ZM217 166V165H216ZM239 166V165H238ZM240 166H242L243 167V165H241L240 164ZM239 166V167H240ZM60 167V166H59ZM155 167V166H154ZM173 167V166H172ZM205 167V166H204ZM18 168V169H17ZM62 168V167H61ZM61 168H60V170H61ZM177 169H178V167H176ZM224 168V167H223ZM233 168V167H232ZM250 168V167H249ZM252 168V167H251ZM30 169V168H29ZM57 170L59 169V168H56ZM70 170L69 171H71V173H72V175H75V172H74V170H73V168H69ZM180 169V168H179ZM181 169H183V168H181ZM219 169V168H218ZM239 169V168H238ZM241 169V168H240ZM31 170H33V169H31ZM64 170V169H63ZM184 170V169H183ZM226 170V169H225ZM243 170H244V168H243ZM252 170V169H251ZM65 171V170H64ZM57 172V171H56ZM68 172V171H67ZM67 172H64V174H66ZM175 172H177V170L175 171ZM184 172V171H183ZM222 172H225V171H222ZM243 172H245V171H237V170H235V172H228V173H226L225 174V176L226 177H224L223 176V178L221 179L222 180V185H224V187H223V189H226L227 191L226 192H224L223 190L222 191H218L219 192V194H217V195H213V194H208L207 195V198H210L211 199V201H209L211 204H214L215 202H216V199L215 198H217L216 196H220V195H222L223 196V198H224V195L226 196V201H225V203H226V210L229 212V213H232V214H234V213H241L242 211H245L246 209H248V208H251L252 207V205L253 204H255L256 202H259L260 200H261V198H263V196H264V193H262V190L264 189V178H263V180H260V178H259V181H258V176H257V179H255L254 177H252V178H254L253 180L249 177V176H247V177H245L242 173ZM247 172H248V170H247ZM31 173V172H30ZM69 173V172H68ZM246 173V172H245ZM33 174H34V172H33ZM64 174H62L61 172H59L58 174H56V176H55V179L56 180H59L62 184L64 183L65 184V182H66V180H65V178H67V174L66 175H64ZM178 174H179V172H178ZM181 174V173H180ZM179 174V175H180ZM253 174V173H252ZM182 175V174H181ZM180 175V176H181ZM222 175V174H221ZM224 175V174H223ZM250 175V174H249ZM258 175V174H257ZM69 176H71V175H69ZM184 176V175H183ZM262 176V175H261ZM23 177V178H24ZM29 178H30V175L28 176ZM174 177V176H173ZM228 177V178H227ZM263 177H264V175H263ZM69 178V177H68ZM179 178V181H181V180H183L182 179V176L181 177H178ZM181 178V179H180ZM187 178V177H186ZM186 178H184V179H186ZM20 179V178H19ZM27 179V178H26ZM54 179V178H53ZM54 179V180H55ZM71 179H73V177L71 176ZM16 180V179H15ZM70 180V179H69ZM148 180H150V182H148L147 183V185L149 184V183H151V179H148ZM76 181V180H75ZM108 181V180H107ZM119 181V180H118ZM158 181H161V180H158ZM163 181V180H162ZM176 181V180H175ZM195 181V180H194ZM23 182H26V181H23ZM67 182H68V180H67ZM70 182V181H69ZM78 182V181H77ZM111 182H113V181H111ZM153 182V181H152ZM166 182H168V181H166ZM171 182H172V180H171ZM184 182H186L185 180H184ZM16 183V181L12 184L13 185V187H14V184ZM22 183V182H21ZM53 184L55 183V182H52ZM60 183V184H61ZM106 182H104V184H105ZM164 184H167V183H165V181L163 182ZM6 184H5V186H6ZM108 184V183H107ZM109 184H110V182H109ZM153 183H151V184H149V185H152ZM154 184H155V182H154ZM153 184V185H154ZM156 184H157V180H156ZM164 184H160V185H164ZM180 184H182V183H180ZM179 184V185H180ZM191 184V183H190ZM196 184V182H192V187L194 186ZM9 185H11V183L9 184ZM19 185V184H18ZM21 185V184H20ZM50 185L52 186V184L50 183ZM59 185V184H58ZM66 185V184H65ZM69 185V184H68ZM144 185H146V183H144ZM159 184H157V186H158ZM168 185L170 186V184L168 183ZM177 185V184H176ZM185 184H183V186H184ZM220 185H221V182H220ZM55 186V185H54ZM115 187H116V185H114ZM129 186V185H128ZM127 186V187H128ZM156 186V187H157ZM181 186V188H182V185H180ZM186 186V185H185ZM57 187H61V186H57ZM56 187V188H57ZM113 187V186H112ZM119 187V186H118ZM122 187H124V185L122 186ZM126 187V186H125ZM155 187V188H156ZM161 187V186H160ZM163 187V186H162ZM167 187V186H166ZM189 187V186H188ZM8 188V187H7ZM6 188V189H7ZM15 188V187H14ZM14 188H13V190H14ZM20 188V187H19ZM63 188H64V186H63ZM117 188V187H116ZM129 188V187H128ZM132 188V187H131ZM152 188H154V187H152ZM151 187H147V188H145V187H141V189L140 188H137V189H139V192L137 191V190H133V191H131V193H126V191L124 192L123 191V188H119V189H113V188H111L110 186L109 187H107V189H106V193H107V195H109L112 199H115V200H122V197H125V199H124V203H126V205L127 204H129V203H131V204H140V205H143V206H145L146 208H161L162 206H163V208H162V210L164 211V210H166L167 208H168V206H167V203H166V205L164 204L165 202L163 201V199H159L158 200V196H161L162 197V195H163V193H164V191H162L160 188H159V186L157 187V190L156 191H158L159 189L161 190V194L162 195H156V192L152 189ZM169 188V187H168ZM171 188V187H170ZM178 188H180V187H178L177 186V190H178ZM62 189V188H61ZM68 189V188H67ZM174 189V188H173ZM175 189V190H176ZM184 189V188H183ZM221 189V188H220ZM219 189V190H220ZM16 190V189H15ZM44 190H45V188H44ZM131 190V189H130ZM164 190H165V188H164ZM169 190V189H168ZM176 190V191H177ZM181 190V189H180ZM5 191V190H4ZM170 192H175L176 193V195H177V192L176 191H173V190H169ZM182 191V190H181ZM53 192V191H52ZM86 192L88 193V194H91V196L93 197V199L94 200H98V202L100 203V204H102V205H104V206H109L108 205V202H107V199H106V197H104L103 195H100V194H95L94 193V191L92 190V189H88V190H86ZM129 192V191H128ZM166 192V191H165ZM180 192V191H179ZM207 192V191H206ZM206 192H204V194H207ZM5 193H7V191L5 192ZM48 193V192H47ZM50 193V192H49ZM158 193V192H157ZM199 193V192H198ZM198 193H195L194 195H196V194H198ZM210 193H212V192H210ZM9 194V193H8ZM24 194V193H23ZM53 194V193H52ZM51 194V195H52ZM164 194H168V193H164ZM171 194V193H170ZM214 194H216V193H214ZM0 195H1V192H0ZM20 195V194H19ZM19 195H18V197H19ZM27 195V194H26ZM32 195V194H31ZM47 195H49V194H47ZM132 195V196H131ZM175 195V194H174ZM179 195V194H178ZM177 195V196H178ZM184 195H186V193L184 194ZM198 196V195H197ZM16 197V196H15ZM33 197V196H32ZM160 197V198H161ZM164 197V196H163ZM166 197V196H165ZM164 197V199H167V198H165ZM170 197H172L171 199H173V196H170ZM176 197V196H175ZM194 197V196H193ZM200 197H201V195H200ZM206 197V196H205ZM3 198V197H2ZM17 198V197H16ZM27 198V197H26ZM59 198V197H58ZM221 198V197H220ZM13 199V198H12ZM18 199V198H17ZM23 199V198H22ZM28 199H29V195H28ZM35 199V198H34ZM47 199V198H46ZM53 200H54V198H52ZM169 199V198H168ZM209 199V200H210ZM44 200H45V198H44ZM162 200V201H161ZM26 201V200H25ZM42 201V200H41ZM48 201L49 200H47L46 202H47V204H48ZM161 201V202H160ZM166 201V200H165ZM7 202V201H6ZM13 202V201H12ZM12 202H9V203H11L12 204ZM29 202H30V200H29ZM32 202V201H31ZM43 203H44V201H42ZM62 202V201H61ZM164 202V203H163ZM8 203V202H7ZM6 203V204H7ZM17 203V202H16ZM27 203H28V200H27ZM34 203H36V202H34ZM52 204H55V207H57V206H61V205H59V204H56L57 202L55 201V203L54 202H51ZM62 203H64V202H62ZM162 203L164 204V205H162ZM169 203V202H168ZM25 204V203H24ZM24 204H21V205H23L24 206ZM46 204V203H45ZM50 204V203H49ZM65 204H67V203H64V205L62 204V212H64L65 213V211H63V209H67V208H69V209H67V210H71L70 209V207L68 206V205H70L69 203L67 204V208H64L65 207ZM210 204V205H211ZM9 205V204H8ZM8 205H7V207H8ZM19 205V204H18ZM20 205V206H21ZM36 205H39V204H36ZM205 205V204H204ZM11 206V205H10ZM29 206H30V203H29ZM47 206V205H46ZM170 206V205H169ZM213 206V205H212ZM6 207V206H5ZM4 207V209H2V211L4 212V210H6V208ZM16 207H18L17 206V204H16ZM25 208H26V205L24 206ZM33 207H35V206H33ZM41 207V206H40ZM50 207V206H49ZM52 207V206H51ZM210 207V206H209ZM14 208H15V206H14ZM19 208V207H18ZM18 208H15V209H17V210H14V211H12V212H10V214H11V216H13L12 218H14L13 219V222H12V230H10L12 233H13V235H10L9 234V236H8V232L6 233V231H5V233H3L2 234V236H1V238H0V264H28L27 263V261H29V258H30V256H31V251L32 250H29V249H27L26 247H25V244H26V242H28V240L31 238L30 237V234H31V231H32V229H31V226L33 225L32 224V222L28 219V217H25V214L23 215V214H21V211H23L22 209L21 210H19ZM28 208V207H27ZM53 208V207H52ZM12 209V208H11ZM29 209V208H28ZM51 209V208H50ZM258 209L260 210L261 208L259 207V205H258ZM10 210V209H9ZM31 212H32V207H31V209H29ZM28 210V211H29ZM58 210V209H57ZM75 210V209H74ZM8 211V210H7ZM29 211V212H30ZM38 211V210H37ZM36 211V212H37ZM40 211V210H39ZM49 211V210H48ZM226 211V212H227ZM24 212V211H23ZM26 212V211H25ZM24 212V213H25ZM35 212V211H34ZM33 212V213H34ZM55 212V211H54ZM60 212V211H59ZM62 212H61V214H62ZM77 212V211H76ZM90 212V211H89ZM200 212V211H199ZM0 213H2V212H0ZM43 213H45L46 214V212H43ZM49 213V212H48ZM62 214V215H65V214ZM201 213L203 214V215H205V219H207L208 218V220H209V223H210V221L211 222H213V221H215L216 219H217V217L220 215V213H219V210L218 209H213V210H209V209H204V210H201ZM4 214V213H3ZM36 214V213H35ZM38 214V213H37ZM51 214V213H50ZM87 214L88 213H85V215L87 216ZM90 214V213H89ZM200 214V213H199ZM27 215H28V212H27ZM32 215V214H31ZM49 214H46V217L48 216ZM54 215H55V213H54ZM71 215V214H70ZM123 215V217L125 218L126 217V215H125V213H123L122 214ZM201 215V214H200ZM33 216H35V215H33ZM50 216V215H49ZM77 216H79L80 217V214L79 215H77ZM81 216L83 217L84 216V214H81ZM86 216H84V217H86ZM202 216V215H201ZM7 217V216H6ZM58 217H61V218H63L64 219V217L63 216H58ZM69 216H68V213H67V215H66V218H68ZM71 217H72V215H71ZM83 217V218H84ZM9 218V216L7 217V220H9L8 219ZM34 218V217H33ZM53 218V217H52ZM51 217H49V219H48V217H47V221L46 222H48L49 220V222H50V224H55L56 225V223L52 220L51 221V219H52ZM60 218V220L58 219V221H63V219H61ZM74 218V217H73ZM71 219V218H69V221H67V223L68 222H71L72 220L73 221H75L76 219ZM261 218H263V217H261ZM11 219V218H10ZM264 219V218H263ZM6 220V219H5ZM43 220H44V216H43ZM78 220V219H77ZM82 220V219H81ZM57 221V223H59L58 225H62L63 226V222L61 223V222H58ZM41 222V221H40ZM46 222H43V223H45V225H46ZM48 222V223H49ZM53 222V223H52ZM78 222H79V220H78ZM82 222V221H81ZM249 222V221H248ZM247 222V223H248ZM251 222V221H250ZM260 222H261V220H260ZM264 222V221H263ZM6 223V222H5ZM42 223V222H41ZM75 223V222H74ZM205 223V222H204ZM7 224V223H6ZM38 224V223H37ZM69 225L71 224V223H68ZM73 224V223H72ZM77 224V223H76ZM48 225V224H47ZM59 226V227H56V228H60L59 230H63L64 228L62 227V226ZM82 225V224H81ZM81 225H80V227H81ZM245 225V224H244ZM8 226V225H7ZM72 226V225H71ZM76 226V225H75ZM75 226H73L74 228V231L75 232H79L80 231V229H81V231H82V227L78 230V231H76V227ZM79 226V225H78ZM83 226V225H82ZM249 226H250V223H249ZM9 227V226H8ZM53 227V226H52ZM62 227V228H61ZM113 227V226H112ZM242 227V226H241ZM257 227V226H256ZM5 228V227H4ZM50 228V227H49ZM79 228V227H78ZM106 228V227H105ZM107 228H109V226L107 227ZM244 228V227H243ZM247 228V227H246ZM246 228H244L243 230L245 231V229ZM250 228V227H249ZM11 229V228H10ZM30 229H31V231H30ZM44 229H46V228H44ZM51 229V228H50ZM53 229V228H52ZM69 229V228H68ZM72 229V230H73ZM110 229H111V226H110ZM119 229V228H118ZM242 229V228H241ZM6 230H8V229H6ZM47 230V229H46ZM107 230V229H106ZM163 230V229H162ZM249 230V229H248ZM248 230H246L247 231V233H245L246 234V236L243 238L244 240L241 242V244H240V242L238 241V247H237V249H236V252H237V254L238 255H235V256H237L239 259H238V261H237V259H235L236 260V262H237V264H264V233L262 234V236L260 235L259 237L258 236H256V235H253V233H251V231H248ZM251 230V229H250ZM264 230V229H263ZM1 231V230H0ZM9 231V232H10ZM36 231V230H35ZM39 231V230H38ZM67 231V229H65L64 231H62L63 232V234L65 233ZM80 231V232H81ZM110 231V230H109ZM108 231V233H106V234H110V232ZM113 231V230H112ZM115 231H117V228L115 229ZM161 231V230H160ZM164 231V230H163ZM44 232V231H43ZM53 232V231H52ZM52 232H50V233H52ZM61 231H59V233H60ZM62 232H61V235H62ZM71 232V231H70ZM99 232V231H98ZM118 232V231H117ZM150 232V231H149ZM154 232H155V230H154ZM252 232H254V231H252ZM258 233H259V231H257ZM264 232V231H263ZM2 233V232H1ZM49 233V232H48ZM50 233H49V235H50ZM68 233H69V230H68ZM67 233V234H68ZM113 233L115 234L116 232H112V235H113ZM120 233V232H119ZM147 233V232H146ZM151 233V232H150ZM146 234V241H139L138 242V248L136 249V251H133V252H135L134 254H136V257H135V259H137V261H141L142 263H145V264H166V262H168V260L170 261V262H175L176 261V258H177V252H176V249H175V247L173 246V247H171L170 245H166L165 246V244H164V239H162L164 236H162L161 234V236L160 235H156V236H152V234ZM183 233V232H182ZM261 233H262V231H261ZM4 234H7V235H4ZM58 234V233H57ZM70 234V233H69ZM97 234H99V233H97ZM117 234V233H116ZM159 234V233H158ZM164 234V233H163ZM177 234V233H176ZM222 234V233H221ZM221 234H219L220 235V237H221ZM226 234V233H225ZM231 234V233H230ZM237 234V233H236ZM260 234V233H259ZM44 235V234H43ZM71 235V234H70ZM79 235V233L78 234H76V236H78ZM96 235V234H95ZM102 234L100 233V235L99 236H101ZM165 235V234H164ZM217 235V239H219V235L218 234H216ZM238 235V234H237ZM48 235L46 234V237H47ZM51 236V235H50ZM65 236V234L62 236V237H64ZM73 236V235H72ZM81 236V235H80ZM111 236V234L108 236V238ZM141 236V235H140ZM157 236H160L159 238L157 237ZM173 236V235H172ZM180 236H181V234H180ZM229 236V235H228ZM233 236V235H232ZM236 236V235H235ZM240 236V235H239ZM238 236V238H240ZM49 237V236H48ZM96 237H97V235H96ZM102 237V236H101ZM101 237H99V238H101ZM148 237V238H147ZM205 237V236H204ZM242 237H243V235H242ZM42 238H44L43 236L41 237V239ZM54 238V237H53ZM72 238V237H71ZM71 238H69V239H71ZM94 238H95V236H94ZM98 238V237H97ZM102 238H104V237H102ZM142 238H144V237H142ZM225 238H227L226 236H224V239ZM236 238V237H235ZM38 239H39V237H38ZM65 239V238H64ZM67 239L68 238H66V241H67ZM68 239V240H69ZM73 240H74V237L72 238ZM78 239V238H77ZM110 239V241H111V237L109 238ZM148 239V240H147ZM166 239V238H165ZM176 239V238H175ZM217 239L215 240V241H217ZM229 239V238H228ZM232 239V238H231ZM237 239V238H236ZM44 240V239H43ZM47 240H48V238H47ZM49 240H51L50 239V237H49ZM57 240H59V238L57 239ZM62 240V239H61ZM81 240V239H80ZM102 239H99V240H97V241H99V243H102V247L104 248V246H105V242H103V241H101ZM204 240V239H203ZM212 240V239H211ZM230 240V239H229ZM238 240V239H237ZM237 240L236 241H234L233 243H235L236 242V245H237ZM36 241H37V239H36ZM41 241V240H40ZM39 241V242H40ZM93 241V240H92ZM97 241H96V239H95V242L97 243ZM101 241V242H100ZM107 241V240H106ZM117 241V240H116ZM135 241V240H134ZM134 241H132V242H134ZM137 241V240H136ZM135 241V242H136ZM166 241V240H165ZM206 241V240H205ZM213 241V240H212ZM214 241V242H215ZM232 241V240H231ZM30 242H31V240H30ZM29 242V243H30ZM33 242V241H32ZM42 242V241H41ZM44 242L46 243V242H48V241H46V240H44ZM53 242H54V240H53ZM58 242V241H57ZM95 242H92V243H94V244H92V243H90V244H92L93 245V248H92V250L95 248L94 247V245H95ZM134 242V243H135ZM167 242V241H166ZM173 242H175V241H173ZM207 242V241H206ZM227 242V241H226ZM230 242V241H229ZM35 243V242H34ZM62 243H64V244H69V241L68 242H62ZM79 242H77V244H78ZM99 243H97V245L99 244ZM115 243V242H114ZM134 243L132 244V245H134ZM137 243V242H136ZM169 243V242H168ZM171 243V242H170ZM233 243H231L232 245H233ZM30 244H32V243H30ZM30 244H28V245H30ZM37 244V243H36ZM36 244H35V246H36ZM39 244V243H38ZM59 244H61V242H59ZM72 245H73V243H71ZM172 244V243H171ZM200 244H201V242H200ZM205 244V243H204ZM213 244H215V243H213ZM27 245V244H26ZM34 245V244H33ZM45 245V244H44ZM43 244H41V247L42 246H44ZM49 245V243L46 245V246H48ZM51 245V244H50ZM49 245V246H50ZM67 245H64L65 247H66V249H64L63 250V246H62V244L60 245V246H62V247H60L59 249H56L57 247L56 246H58V245H56V246H54V247H56L54 250H53V254H51V255H49V257L50 258H48L49 259V261H47V259L45 260L46 262L44 263V264H95V263H98V257L97 258H94L96 255L98 256L99 254H101V253H99L98 252V250L100 251L101 249H98V248H95V250H93L94 252H92V250H91V252H92V254H89L88 252H85V254L86 255H88L89 254V256H90V259L91 260H87V261H85L84 259H86V257H84V259L83 260H79L80 258H74V254H76L77 252H76V250L75 249H71V246L69 247H67ZM70 245V244H69ZM80 245V244H79ZM92 245H90V248H91V246ZM107 245V244H106ZM109 245V244H108ZM111 245V244H110ZM115 245V244H114ZM31 246V245H30ZM77 246V245H76ZM83 246H85V245H83ZM99 246H100V244H99ZM112 246V245H111ZM214 246V245H213ZM52 247V246H51ZM50 247V248H51ZM74 247V246H73ZM109 247V246H108ZM215 247V246H214ZM30 248V247H29ZM40 248V247H39ZM86 248V247H85ZM90 248H88V250L90 249ZM111 248V247H110ZM133 248V247H132ZM178 248V247H177ZM211 247H209V249H210ZM38 249V248H37ZM53 249V247L50 249V250H52ZM106 249H108L107 247H105V250ZM113 249V248H112ZM122 249H126V248H122ZM130 249H131V247H130ZM202 249V248H201ZM43 250H45V249H43ZM85 250H87V249H85ZM87 250V251H88ZM135 250V249H134ZM204 250H206L205 248H204ZM203 250V251H204ZM208 250V249H207ZM229 250V249H228ZM233 250H234V248H233ZM35 251V250H34ZM33 251V252H34ZM109 251V250H108ZM107 251V252H108ZM209 251H211V250H209ZM214 251V250H213ZM231 251V250H230ZM235 251V250H234ZM42 252V251H41ZM79 252V251H78ZM100 252H102V251H100ZM103 252H104V250H103ZM106 252V251H105ZM111 252H112V250H111ZM121 252H122V250H121ZM129 252V251H128ZM131 252V251H130ZM179 252V251H178ZM206 252H208V251H206ZM229 252V251H228ZM45 253V252H44ZM88 253V254H87ZM99 253V254H98ZM124 253H125V250H124ZM123 252H122V254H124ZM210 253V252H209ZM79 255L81 254H84V251H83V253H82V251H81V253H78ZM103 254V253H102ZM110 254V253H109ZM213 254V253H212ZM227 254H229V253H227ZM48 255V254H47ZM80 255V256H81ZM91 255H92V257L93 258H91ZM104 255H106L105 253H104ZM103 255V256H104ZM127 255L128 254H126V257H127ZM131 255H132V253H131ZM210 255V254H209ZM234 255V254H233ZM34 256V255H33ZM40 256V255H39ZM83 256V255H82ZM102 256V257H103ZM108 256V255H107ZM88 257V256H87ZM100 257V256H99ZM106 257V256H105ZM109 257V256H108ZM125 257V258H126ZM196 257H197V255H196ZM226 257V256H225ZM229 257L230 256H228V259H229ZM236 257V258H237ZM34 258V257H33ZM45 258V257H44ZM47 258V257H46ZM82 258V257H81ZM101 258V257H100ZM104 258V257H103ZM107 258V257H106ZM111 258V257H110ZM110 258H108V259H110ZM40 259H42V257L40 258ZM122 259H124V258H122ZM121 259V260H122ZM35 260V259H34ZM38 260V259H37ZM100 260V259H99ZM103 260V259H102ZM114 260H115V258H114ZM121 260H119V261H121ZM133 259H131L130 258V261H129V263L132 261ZM233 260V259H232ZM231 260V261H232ZM113 260H111V263H113L112 262ZM117 261V260H116ZM116 261H115V263H116ZM123 261V260H122ZM122 261H121V263H122ZM125 261V260H124ZM124 261H123V263H124ZM137 261H135L136 262V264H141V263H137ZM224 262H225V260H223ZM234 261V260H233ZM232 261V262H233ZM35 262V261H34ZM44 262V261H43ZM94 262V263H93ZM104 262H106L105 264H107V261H105L104 260ZM135 262H133V264H135ZM179 262V261H178ZM31 263V262H30ZM39 263H40V261H39ZM126 263V262H125ZM228 263V262H227ZM35 264H37L36 262H35ZM100 264H101V262H100ZM104 264V263H103ZM127 264V263H126ZM132 264V263H131ZM168 264H170V263H168ZM175 264V263H174ZM222 264V263H221ZM230 264V263H229ZM232 264H235V263H232Z\"/></svg>","mask_w":264,"mask_h":264}]
</instances>
